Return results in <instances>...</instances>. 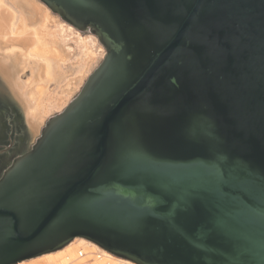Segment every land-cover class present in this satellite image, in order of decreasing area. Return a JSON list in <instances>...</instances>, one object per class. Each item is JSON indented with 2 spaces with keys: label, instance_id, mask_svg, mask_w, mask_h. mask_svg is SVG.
<instances>
[{
  "label": "water",
  "instance_id": "1",
  "mask_svg": "<svg viewBox=\"0 0 264 264\" xmlns=\"http://www.w3.org/2000/svg\"><path fill=\"white\" fill-rule=\"evenodd\" d=\"M38 1L106 54L27 152L9 97L0 264H264V0Z\"/></svg>",
  "mask_w": 264,
  "mask_h": 264
},
{
  "label": "bare ground",
  "instance_id": "2",
  "mask_svg": "<svg viewBox=\"0 0 264 264\" xmlns=\"http://www.w3.org/2000/svg\"><path fill=\"white\" fill-rule=\"evenodd\" d=\"M55 20L51 18L48 9L37 0H0V77L12 96L24 108L26 122L32 133L38 132V122L49 108L45 104L46 85L58 83L63 77L61 75H64L61 64L66 62V53L63 50L64 46L60 45L61 41L65 42L62 34L74 31L67 25H61L59 30L52 31L49 25L55 24ZM77 40L87 68L94 60L91 51L94 42L83 39L79 35ZM82 77L83 75L77 80L80 81ZM65 84V88L72 86L69 81ZM71 90L64 89L63 92L68 94ZM62 102L65 103V99L62 98ZM83 242L101 251L99 259L104 257L103 261L94 264H108L110 261L133 264L113 257L89 241ZM50 255L53 254L43 257H50Z\"/></svg>",
  "mask_w": 264,
  "mask_h": 264
},
{
  "label": "rangeland",
  "instance_id": "3",
  "mask_svg": "<svg viewBox=\"0 0 264 264\" xmlns=\"http://www.w3.org/2000/svg\"><path fill=\"white\" fill-rule=\"evenodd\" d=\"M40 4H42V3H40ZM48 11L51 15V18L53 17V20L56 19L54 21L55 24L49 25L50 28L52 29V31L59 30L61 25L62 26L63 25L70 26L74 31L73 32L71 31L70 33L65 32L66 35L64 33L62 34L64 39H65V42L61 41L60 45L64 46V47L63 46H61V47L64 48L63 49L64 53H66L65 54L66 55V59H65L66 62L64 64H61V68H62L61 70L64 71V75H61L63 77L61 80L59 79L60 81L58 83L54 82V83H50V84L46 85V87H47L46 95L47 96L45 99V104L49 108L47 109V113L44 115V117H42V119L38 122L39 123V129H38L37 133H32V131L29 129L27 122H26L27 119H26L24 108L22 107V105H20L21 103L19 104V102L12 96L7 85H5L6 83L4 84L5 91L9 93V96L12 98V100L19 107L21 114L23 116L24 125L26 127L27 132H28L29 142H28V145L25 149V152H27L31 148L34 141L38 138L41 129L44 127V125L48 121V119H50L51 117H53V116L57 115L58 113H60L61 111H63V109H65V107L80 93V91L82 90L83 86L85 85L88 77L97 69V67L100 65V63L102 62V60L106 54V50L103 47V45L100 43L97 36L91 34L89 29H87L85 31H79V30L75 29L74 27H72L71 25L64 22L59 17V15L52 13L49 9H48ZM56 21L59 22L60 24L57 23ZM78 35L83 39H87L88 41L91 40L94 42V43H92V47H91V51L93 53L94 60L92 61V63H90L88 65L89 68H88V66L86 68L85 62H83L84 56H83V54H81L82 49H80V46L78 44V40H77ZM0 54H1V52H0ZM84 71H86V72H84ZM82 75H83L82 79L80 81H78L77 79L79 77H81ZM68 81L72 84V86L65 88V86H66L65 83H67ZM75 81H77V82L75 83ZM64 89H67V90L73 89V90H71L67 94V93H65V91L63 92ZM62 98L65 99V103L62 102ZM80 240H82V239H75L66 246V247H68L67 249H64V248H66V247H64L63 249L58 251L59 253L58 252L52 253L53 255H50V257L41 256V257L35 258L33 260H30L28 262V264H94L96 262L99 263L101 260L103 261L104 257L97 260L95 258V256L93 255V253L102 254L101 251L93 248L92 246L89 247V245H87L86 243L83 242L85 240H83V241H80ZM62 250H64V251L61 252ZM78 251H83V253H85L86 255L82 258H78V256H77ZM113 257H115V256H113ZM115 258H118V257H115ZM108 264H120V263L115 262V261H110Z\"/></svg>",
  "mask_w": 264,
  "mask_h": 264
},
{
  "label": "flooded vegetation",
  "instance_id": "4",
  "mask_svg": "<svg viewBox=\"0 0 264 264\" xmlns=\"http://www.w3.org/2000/svg\"><path fill=\"white\" fill-rule=\"evenodd\" d=\"M4 84H5V82L2 81V79L0 78V86L5 90ZM9 97L10 96H9L8 92L4 93V97L0 96V116L4 115L6 113H9L11 115L14 114V116L18 117L19 116V109L16 106V104L9 99ZM1 98H5L6 101H3V99H1ZM6 126H7V128L11 127L10 124H7Z\"/></svg>",
  "mask_w": 264,
  "mask_h": 264
},
{
  "label": "built area",
  "instance_id": "5",
  "mask_svg": "<svg viewBox=\"0 0 264 264\" xmlns=\"http://www.w3.org/2000/svg\"><path fill=\"white\" fill-rule=\"evenodd\" d=\"M85 255H86V254L83 253V251H78V253H77L78 258H82V257H84ZM93 255L95 256V258H96L97 260H99V258H100V256H101L100 253H99V254L93 253ZM20 264H28V262H27V261H25V262H21Z\"/></svg>",
  "mask_w": 264,
  "mask_h": 264
},
{
  "label": "crops",
  "instance_id": "6",
  "mask_svg": "<svg viewBox=\"0 0 264 264\" xmlns=\"http://www.w3.org/2000/svg\"><path fill=\"white\" fill-rule=\"evenodd\" d=\"M63 252V251H62Z\"/></svg>",
  "mask_w": 264,
  "mask_h": 264
}]
</instances>
